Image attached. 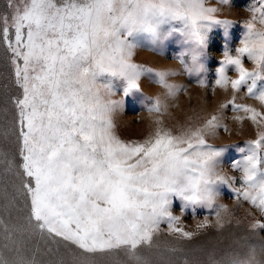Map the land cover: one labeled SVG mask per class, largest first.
Instances as JSON below:
<instances>
[{"label": "snow or ice", "instance_id": "obj_1", "mask_svg": "<svg viewBox=\"0 0 264 264\" xmlns=\"http://www.w3.org/2000/svg\"><path fill=\"white\" fill-rule=\"evenodd\" d=\"M248 10L252 19L243 22L244 36L235 54L225 49L215 79L216 87L232 91L221 109L231 106L237 113L233 119L257 128L256 138L245 142L246 154L231 166L240 173L237 178L220 171L226 147L208 140L220 129L229 130L221 115L178 133L157 120L155 132L142 141L122 140L114 123L123 98L142 91V77L153 78L170 97L181 90L168 82L175 72L135 62L130 38L141 32L159 36L160 24L181 21L186 35L202 45L210 25L234 23L219 19L218 7L208 0H7V10L0 12V47L9 54L17 93L10 97V119L0 125V137L11 138L15 147L0 145V199L5 201L0 264H38L42 243L58 245L46 249L55 257L48 264H103L119 253L127 261L118 264H147L141 249L154 246L161 223L178 239L194 238L178 226L181 216L170 211L172 196L215 208L217 230L224 228L228 209L216 204L220 184L264 215V87L257 90L264 80V32L254 28L255 21L264 23V0ZM181 60L189 75L201 70L196 54L191 66ZM229 66L235 78L228 75ZM118 92L122 98L113 99ZM238 97L259 107L237 103ZM166 107L155 97L147 110L162 114ZM12 210L19 214L12 216ZM229 264H264V259L249 247Z\"/></svg>", "mask_w": 264, "mask_h": 264}, {"label": "rangeland", "instance_id": "obj_2", "mask_svg": "<svg viewBox=\"0 0 264 264\" xmlns=\"http://www.w3.org/2000/svg\"><path fill=\"white\" fill-rule=\"evenodd\" d=\"M208 3L220 9L219 19L230 20L234 23L210 25L202 45H198L186 35L181 21L164 23L162 34L155 40L144 34H136L130 38L137 49L134 56L135 62L157 71L175 72L176 75L168 77V82L181 86V90L175 96L170 97L167 90L155 83L153 78L142 77L140 81L142 91H133L123 98V107L115 114L114 123L116 133L122 140L142 141L155 132L158 127L157 120L160 121L159 126L178 133L189 125L203 124L205 120L201 119L202 117L208 119L212 115H221L223 123L229 130L225 132L220 129L216 136L209 137L208 140L218 148L226 147L221 157L220 171L222 174L238 178L240 173L231 166L234 161L240 160L246 154L245 142L256 138L257 128L251 121L233 119L237 113L232 110L231 106L221 109V105L232 98V91L216 87L215 79L217 69L221 66L223 52L227 48L235 54V49L246 31L243 22L251 17L248 9L253 4H258V0H229L228 4H221L220 0H208ZM6 10L7 0H0V12ZM193 54L197 55V63L201 70L189 75L184 69L181 57L184 64L191 66ZM8 56L4 48L0 47V125H3L6 119H10L14 111L10 97L17 93L12 83V69ZM154 56H160L164 62L157 63L153 59ZM244 61L246 67L251 69V62L246 57ZM227 72L232 78L236 77L234 66H229ZM106 79V77L100 78L101 82H105ZM112 79L115 83H122L115 81V78ZM201 79L205 81L206 86H200L198 81ZM261 87H264V80L258 82L257 90ZM241 90L243 91L244 88L242 87ZM155 97H159L167 106L162 114H153L147 110ZM121 98L122 93L120 92L113 97L115 100ZM237 103H248L259 107L255 101L247 97L242 99L238 97ZM5 108L8 109L7 115L3 112ZM0 145L15 151L11 138L5 141L0 137ZM241 149L245 151L242 152ZM16 161L19 163L18 156ZM2 167L0 165V170ZM9 179L13 178L9 177ZM16 183L18 184L19 181ZM236 186L239 187V183ZM215 192L216 204L224 205L228 209L227 213H223L224 228L217 230L215 208L190 205L172 196L170 211L173 215L181 216L178 226L195 233L194 238L191 241L178 239L176 233H169L166 222L161 223V231L155 237L154 246L141 249V255L147 264H213V261L229 264L232 256L243 257L249 247H256L260 258L264 259V252L259 251L260 246L264 245V228L250 227L256 221L264 224V215L250 203L242 199L238 201L232 189L227 185H218ZM3 203L5 201L0 199V204ZM0 214H3L2 209H0ZM18 214L12 210V216ZM205 221H207L206 226L199 228L198 225ZM57 247L55 243H42L35 257L38 264H48L50 259H55L47 253L46 249ZM59 248L61 254L66 253L67 250L62 243ZM172 248L180 249V251L172 252L170 251ZM118 261L126 262L127 257L119 253L117 258L107 259L103 264H118Z\"/></svg>", "mask_w": 264, "mask_h": 264}, {"label": "clouds", "instance_id": "obj_3", "mask_svg": "<svg viewBox=\"0 0 264 264\" xmlns=\"http://www.w3.org/2000/svg\"><path fill=\"white\" fill-rule=\"evenodd\" d=\"M250 19H252V14H251V17ZM248 19V20H250ZM164 24V23H163ZM163 24H160L159 25V28H158V32H159V36H154L152 33H149V32H141V33H138V34H144L146 35L147 37H149L150 39H157L160 37V35L162 34V26ZM254 28L257 30V31H260V32H264V23H260L258 20L254 22ZM239 46V45H238ZM201 119L203 120H206L207 117H202ZM258 256L260 257V253L258 252Z\"/></svg>", "mask_w": 264, "mask_h": 264}, {"label": "bare ground", "instance_id": "obj_4", "mask_svg": "<svg viewBox=\"0 0 264 264\" xmlns=\"http://www.w3.org/2000/svg\"><path fill=\"white\" fill-rule=\"evenodd\" d=\"M184 26V25H183ZM180 27V26H179ZM152 56V55H151ZM153 59L159 63V64H162L164 61L162 60V58L160 56H154Z\"/></svg>", "mask_w": 264, "mask_h": 264}]
</instances>
